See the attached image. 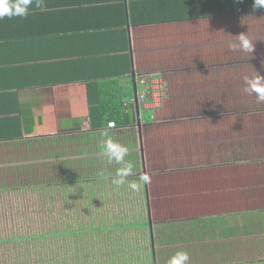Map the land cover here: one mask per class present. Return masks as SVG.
<instances>
[{"label": "crops", "instance_id": "1", "mask_svg": "<svg viewBox=\"0 0 264 264\" xmlns=\"http://www.w3.org/2000/svg\"><path fill=\"white\" fill-rule=\"evenodd\" d=\"M45 3L0 19V210L11 206L17 225L51 224L8 241L57 251L12 264H168L158 256L178 250L189 264H258L264 104L244 77L264 75V9L254 0ZM105 132L133 164L120 186ZM142 173L150 183L138 182Z\"/></svg>", "mask_w": 264, "mask_h": 264}, {"label": "clouds", "instance_id": "2", "mask_svg": "<svg viewBox=\"0 0 264 264\" xmlns=\"http://www.w3.org/2000/svg\"><path fill=\"white\" fill-rule=\"evenodd\" d=\"M45 0H0V19L5 17L13 18H27L33 9L41 11L46 10ZM254 9H264V0H254ZM240 44L242 50L245 52H252L253 46L249 41L241 36ZM245 88L244 91L249 95H255L258 104H264V75L256 71L253 76L244 77ZM105 142L101 145L103 155L108 158L109 163L121 165L117 170L116 175L112 178V183L116 186L123 185L129 177L135 175L132 171L133 164L125 160L128 155V148L108 135ZM138 182L148 184L151 182V177L147 173L139 174ZM130 187L138 190V183H131ZM190 256L187 251L178 250L168 260V264H189Z\"/></svg>", "mask_w": 264, "mask_h": 264}, {"label": "rangeland", "instance_id": "3", "mask_svg": "<svg viewBox=\"0 0 264 264\" xmlns=\"http://www.w3.org/2000/svg\"><path fill=\"white\" fill-rule=\"evenodd\" d=\"M160 194L163 195V198L166 197L167 192L166 191H160ZM11 206H5L2 207L0 210V264H12V262L20 263L21 261H31V260H38L39 259V254H48V255H54L57 251L55 246H51L52 250L51 251H46L45 250V240H41L39 243L34 244L35 241H22V240H17V241H8L9 239L7 237L9 236H19L26 231H34V232H50L51 229V224L50 223H26L24 226L20 223L15 224L11 223L9 220H12L11 215L14 213L13 208H9ZM11 209L13 211H11ZM37 219L36 217H34ZM44 222V221H42ZM58 226L61 225V223L57 224ZM67 224L64 223L62 226H66ZM70 225L66 226L65 229H67ZM62 227V228H63ZM61 227L59 228L60 230L62 229ZM72 228V227H71ZM41 229V230H40ZM39 233V232H38ZM35 233V234H38ZM260 243V241H258ZM261 245V244H260ZM263 247L253 249L255 252L253 255H256V259H259L258 264H264V261H262V257L264 258V255H261L264 252V245H261ZM15 247L18 248H26L23 250L16 251ZM15 250V251H12ZM31 250V253H27ZM17 252V254H16ZM26 252V253H25ZM152 259V258H150ZM155 261V259L153 258ZM35 262V261H34ZM34 262H30L34 263ZM16 263V264H17Z\"/></svg>", "mask_w": 264, "mask_h": 264}, {"label": "built area", "instance_id": "4", "mask_svg": "<svg viewBox=\"0 0 264 264\" xmlns=\"http://www.w3.org/2000/svg\"><path fill=\"white\" fill-rule=\"evenodd\" d=\"M141 84H147V79L146 78H143V79H140V81H139ZM139 99L141 100V102H146L147 101V95L146 94H141L140 96H139ZM159 96H155V97H153V102H154V104H159ZM109 127L110 128H115L116 127V123H111V124H109Z\"/></svg>", "mask_w": 264, "mask_h": 264}, {"label": "trees", "instance_id": "5", "mask_svg": "<svg viewBox=\"0 0 264 264\" xmlns=\"http://www.w3.org/2000/svg\"><path fill=\"white\" fill-rule=\"evenodd\" d=\"M196 15H198V14H196ZM153 246H154V248H155V245H153ZM168 249H169V248L164 249V250L167 251ZM174 253H175V252H174ZM174 253H173V254H174ZM173 254H172V255H173ZM157 255H159L158 252H157ZM172 255H171V256H172ZM171 256H169L168 259H165V258H167V257H163L162 255H159L158 258H159L160 262H162V263H164V262L167 263L168 260H169V258H170Z\"/></svg>", "mask_w": 264, "mask_h": 264}, {"label": "water", "instance_id": "6", "mask_svg": "<svg viewBox=\"0 0 264 264\" xmlns=\"http://www.w3.org/2000/svg\"><path fill=\"white\" fill-rule=\"evenodd\" d=\"M155 259V258H154ZM156 260V259H155ZM155 264H156V261H155Z\"/></svg>", "mask_w": 264, "mask_h": 264}]
</instances>
